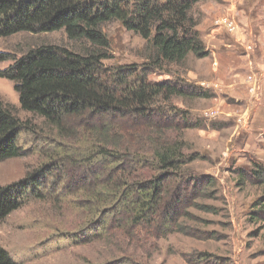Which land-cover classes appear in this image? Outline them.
<instances>
[{
  "label": "rangeland",
  "instance_id": "rangeland-1",
  "mask_svg": "<svg viewBox=\"0 0 264 264\" xmlns=\"http://www.w3.org/2000/svg\"><path fill=\"white\" fill-rule=\"evenodd\" d=\"M189 15L208 56L190 55L182 64L147 74L153 83L170 78L200 90L192 99L173 98L170 105L200 126L181 131L185 154L193 159L185 168L212 183L204 197L180 211L179 228L164 238L96 239L92 225L114 201L96 185L98 170L74 164L90 148L88 133L70 119L63 123L65 137L59 136L39 117L22 112L13 83L0 78V101L25 124L17 140L24 155L0 162V188L27 175L40 178L35 196L0 225V249L15 264H264V227L250 220L263 193L237 181L240 171L264 165V0H201ZM102 30L109 44L104 65L140 72L151 58L143 40L117 22ZM40 44L76 52L88 48L63 31L21 32L0 39V52L10 56L0 70Z\"/></svg>",
  "mask_w": 264,
  "mask_h": 264
},
{
  "label": "trees",
  "instance_id": "trees-1",
  "mask_svg": "<svg viewBox=\"0 0 264 264\" xmlns=\"http://www.w3.org/2000/svg\"><path fill=\"white\" fill-rule=\"evenodd\" d=\"M200 1L0 0V39L21 32L63 31L69 41L88 43L81 52L37 45L0 70V78L13 83L22 112L39 117L59 136L65 137L63 123L70 119L79 120L76 128L88 133L90 148L74 164L98 170L96 185L114 201L92 225L96 239L108 234L114 239L125 236L132 243L140 235L164 238L179 228L180 211L204 197L212 183L185 168L193 159L185 154L181 131L200 126L189 113L170 105L171 99H192L200 90L170 78L153 83L147 74L182 64L190 55L208 56L189 15ZM110 22L137 35L149 49L151 58L140 72L104 65L109 44L102 27ZM9 59L0 52V63ZM109 117L114 119L110 124ZM24 125L0 101V162L24 155L17 144ZM238 176L237 181L261 188L263 195L250 220L264 227V165L256 163ZM39 180L27 175L0 188V225L35 196ZM0 264H15L4 249Z\"/></svg>",
  "mask_w": 264,
  "mask_h": 264
},
{
  "label": "built area",
  "instance_id": "built-area-1",
  "mask_svg": "<svg viewBox=\"0 0 264 264\" xmlns=\"http://www.w3.org/2000/svg\"><path fill=\"white\" fill-rule=\"evenodd\" d=\"M231 26H232V23L231 22H228Z\"/></svg>",
  "mask_w": 264,
  "mask_h": 264
}]
</instances>
